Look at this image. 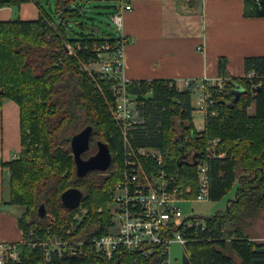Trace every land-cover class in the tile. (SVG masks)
Wrapping results in <instances>:
<instances>
[{"label":"trees","instance_id":"obj_1","mask_svg":"<svg viewBox=\"0 0 264 264\" xmlns=\"http://www.w3.org/2000/svg\"><path fill=\"white\" fill-rule=\"evenodd\" d=\"M30 1L39 8L37 20L0 19V108L5 100L18 103L21 125L19 158L8 164V204L23 208L18 221L25 236V243L17 245L19 259H7L6 264H40V247L28 244L33 239L28 230L35 226L36 235L42 240L49 239L48 230L64 237L72 223L76 228L69 238L90 242L94 236L103 235L111 224L107 205L113 200V188L123 170V138L98 87L102 84L107 88L113 80L92 75L84 68V64L98 60L96 46L114 42L116 31L109 38L96 35L94 23L91 26V0H54L53 15L44 0H0V8L10 6L17 12ZM245 2L246 16L264 17V0ZM116 5L112 6V13L119 8ZM67 46L72 53L65 50ZM227 63L226 57H220L219 71L225 77ZM246 67L247 72L252 68L264 70V56L248 57ZM151 85L153 98L141 101L145 105L138 107L145 122L132 130L133 146L168 152L165 162L171 173L179 174L183 198L197 196V166L203 160L208 163L211 201L223 199L238 184L225 210L206 220L205 232L188 230L194 237L201 233L213 239L202 247L208 248L207 253L200 251V244L189 242L192 261L184 256L183 264H264V244L244 238L239 228L231 227L251 218L256 211H264V86L256 87L243 77L228 81L226 91L215 94L218 114L207 116L205 128L199 130L191 105L194 82L179 90L174 82L140 80L130 84V91L139 98ZM238 85L242 92L237 90ZM253 104L256 110L250 113ZM88 125L94 129L91 145L94 147L99 140L107 143L113 164L107 172L93 171L79 178L71 139ZM217 138L221 139L215 148L217 156L207 158L208 143ZM70 187L85 193L82 203L88 213L80 223L73 222L79 207L69 209L62 202V193ZM41 205L46 208L44 217L39 215ZM99 207L104 210L98 212ZM51 215L55 218L51 219ZM227 224L228 233H237L240 239H223ZM215 230L218 231L213 233ZM85 248L89 260L96 258L93 247ZM98 258V264H160L159 258L129 252H118L112 260ZM69 263L64 260V264Z\"/></svg>","mask_w":264,"mask_h":264},{"label":"built area","instance_id":"obj_2","mask_svg":"<svg viewBox=\"0 0 264 264\" xmlns=\"http://www.w3.org/2000/svg\"><path fill=\"white\" fill-rule=\"evenodd\" d=\"M131 8L130 4L125 3L111 14L117 33L115 40L113 43L107 42L95 47V50L99 51L98 60L95 62L101 64L103 76L113 80L109 94L112 102L111 114L124 142L121 154L122 177L113 188L110 208V215L113 216L111 224L107 226L103 235L94 236L90 242L82 238H69L71 230L67 231L64 237L52 234L48 230L49 239L42 240L36 235V226L33 227L34 229L31 230L33 239L29 240L28 244L32 248L40 247V264H64V260L71 262L69 264H98V256L112 260L118 252L138 253L145 258L156 257L160 259V264H171L170 249L173 242L184 245L186 251L189 242L201 239V236L194 237L188 234V230L194 228L205 232L208 229L207 221L204 219L195 221L194 216L185 214L180 205L186 201L210 200L206 160L197 166V196L194 199H186L180 196L179 174L171 173L167 168L165 160L168 152L133 146L131 132L136 125L137 95L130 91L132 82L126 77L128 40L124 35V12ZM198 48L202 49L201 46ZM70 49L69 47V52L72 53ZM243 78L248 79L256 87L264 86V70L252 68ZM225 80L231 81L223 77L222 82L214 83L210 82L208 77H204L192 89V91L195 90V101L191 103L193 113H201L204 121L207 116L218 114L215 107L218 100L215 94L226 91ZM190 83V80L186 81V88L190 86ZM220 140L217 138L209 141L207 158L217 156L215 148ZM15 157L19 158V154ZM102 210L99 208L98 212ZM22 243H25V239ZM86 245L94 248L96 258L89 260ZM17 253L16 244H2L0 264H6L7 259L17 261ZM76 258L80 261H72Z\"/></svg>","mask_w":264,"mask_h":264},{"label":"crops","instance_id":"obj_3","mask_svg":"<svg viewBox=\"0 0 264 264\" xmlns=\"http://www.w3.org/2000/svg\"><path fill=\"white\" fill-rule=\"evenodd\" d=\"M125 3L132 6L124 12L126 77L132 82L170 81L182 90L187 80L196 85L204 77L222 82L220 57L227 58V78L234 79L247 73L248 57L264 56V17L246 16L245 0H118L116 8ZM39 14L33 1L23 3L17 12L10 6L0 8L2 21L15 17L37 20ZM194 101L195 90L191 103ZM255 110L253 104L249 111ZM197 117L203 126L196 125ZM193 118L197 129L205 127L201 113H193ZM20 150V106L5 100L0 108V250L4 243L19 245L25 239L18 221L22 211L8 204V164L17 159Z\"/></svg>","mask_w":264,"mask_h":264},{"label":"rangeland","instance_id":"obj_4","mask_svg":"<svg viewBox=\"0 0 264 264\" xmlns=\"http://www.w3.org/2000/svg\"><path fill=\"white\" fill-rule=\"evenodd\" d=\"M90 3L92 5L91 10H93V12L91 14V16H93V19H91V23H92L91 26H93V23H94L95 33L99 38H103V37L109 38L110 35L112 33H114V30H115V26L111 20V14H112L111 9L113 8L112 7L113 5L115 6L116 4H118V0H91ZM44 4H45L47 10L50 11L51 14L55 11L54 0H48V1L44 0ZM112 11H113V9H112ZM75 29L77 32L81 31L78 28H75ZM71 36H73V35L71 34ZM84 68L87 71H92V75H94L96 73V74H98V76H101L102 79H106L103 76V74H100L102 71V67H101L100 63L92 62L89 64H84ZM95 76H97V75H95ZM98 87H99L100 93H102V95L104 96L105 101L108 104L109 110L111 112L112 111L111 110L112 102L109 99L111 85L109 87L105 88L102 84H98ZM153 94H154L153 85H151V87H149V90L145 94H143L142 97L136 98V100H137V110H136V114H135L136 127L145 122V118L140 116V112L138 109V107L141 104L143 106L145 105L141 101L145 102L146 100L153 98ZM163 106L166 107L165 105H163ZM163 109L166 110V108H163ZM195 123L197 126H203L204 125V122L199 120L198 117L195 119ZM158 126H159V124H158ZM149 149L154 150V149H158V148H149ZM158 150H161V148H159ZM96 151H97V146L95 145L93 147L91 145L89 151H87V153L84 155V157L87 158V157L95 154ZM186 158H189V157H186ZM142 160L145 161V158L142 157ZM235 186H236V184H235ZM235 186L229 191V193L223 199H221L219 201H211V200L203 201V202L186 201V202L180 203V205L182 206L185 214L194 216L195 221H200L197 219H204L206 221L210 216H213L216 213L223 212L225 210V208L227 207V202L230 199ZM83 199H84V197H83ZM82 202H83V200H82ZM82 202L80 204L81 207H79V209L77 210V212L73 216V221L78 222L80 220H83L84 217L88 213V208L85 205H83ZM15 208L18 211H22V213H23L22 207L21 208L15 207ZM99 208H102L104 210L103 207H99ZM110 208H111V202L107 205V209H106V211L109 214H110V210H111ZM255 213L256 214H254L253 216L251 215L252 216L251 218H247L246 219L247 221L245 220L244 222H240L239 224L235 222L234 225L231 224V227L235 226V228H234L235 230H236V228H239L240 232H242L244 234V236H245V237L243 236L244 238L249 237L251 240H254V241H257V242L264 244V211H262V210L256 211ZM110 217H111V219L113 218V216H110ZM50 218L54 219L55 215H51ZM75 228H76V226H75ZM75 228H74V224L72 223L70 230L73 232V231H75ZM32 229H34V228H32ZM32 229L30 228L28 230V234L30 235V239L33 237L31 232H30ZM224 229L227 230V231L224 230V232L222 233L223 239H225V241H232L234 239H240L239 234H237V233L236 234L235 233L229 234L228 233V229H229L228 224L225 225ZM212 231H213V229H212ZM216 231H218V230H215V232H213V233H216ZM219 233H220V231H219ZM199 235L201 236L200 237L201 239L200 240H193L190 242V244H200V246H201L200 251L203 250L205 253L209 252L208 248H202V247H205L206 243H208V244L212 243L213 238L209 237L208 235H205L206 237L204 238L201 235V233H199ZM254 236H260V238L259 237L256 238ZM210 238H212V239H210ZM228 251L229 252H227V253L231 254L232 256H235V254L231 250H228ZM185 255L187 256V258L190 261H192L191 251L189 249V246L186 247V251H185V246L181 245V243L173 242L171 244V249H170L171 264H183V258ZM19 256H20V254L18 251V253H17L18 259H19Z\"/></svg>","mask_w":264,"mask_h":264},{"label":"water","instance_id":"obj_5","mask_svg":"<svg viewBox=\"0 0 264 264\" xmlns=\"http://www.w3.org/2000/svg\"><path fill=\"white\" fill-rule=\"evenodd\" d=\"M69 51V47H65ZM239 92L243 89L241 86L237 88ZM238 95V93H237ZM93 126L88 125L84 127L79 133L75 134L71 139V148L76 164V175L79 178H85L93 171L107 172L113 164V154L107 143L102 140L97 141V151L95 154L84 157L91 147V138L93 135ZM84 197V192L78 187H70L62 193L63 205L69 209H76L80 206ZM39 215L44 217L46 215V208L41 205L39 208Z\"/></svg>","mask_w":264,"mask_h":264},{"label":"flooded vegetation","instance_id":"obj_6","mask_svg":"<svg viewBox=\"0 0 264 264\" xmlns=\"http://www.w3.org/2000/svg\"><path fill=\"white\" fill-rule=\"evenodd\" d=\"M89 151V150H88ZM87 153V152H86ZM86 153H84V155L86 154Z\"/></svg>","mask_w":264,"mask_h":264},{"label":"bare ground","instance_id":"obj_7","mask_svg":"<svg viewBox=\"0 0 264 264\" xmlns=\"http://www.w3.org/2000/svg\"><path fill=\"white\" fill-rule=\"evenodd\" d=\"M74 222V221H73ZM75 225V224H74ZM236 238V237H235Z\"/></svg>","mask_w":264,"mask_h":264}]
</instances>
